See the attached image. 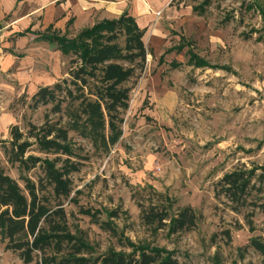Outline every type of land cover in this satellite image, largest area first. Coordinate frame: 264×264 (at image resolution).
<instances>
[{
    "label": "rangeland",
    "instance_id": "374dc122",
    "mask_svg": "<svg viewBox=\"0 0 264 264\" xmlns=\"http://www.w3.org/2000/svg\"><path fill=\"white\" fill-rule=\"evenodd\" d=\"M155 1L159 9L145 24L146 67L126 84L123 136L102 155L71 134V158L81 169L62 201L66 232L53 236L52 247L31 264H59L79 242L91 259L159 251L179 264H264L252 247L264 245V183L258 182L264 177V0ZM79 34L69 26L36 35L40 88L67 78L70 62L42 37ZM5 80L15 82L0 78V169L24 188L22 178L37 182L41 171L11 166L4 148L14 126L26 135L28 123L41 126L50 108L32 111V97L4 87ZM27 156L45 158L35 146ZM235 170L257 176L262 192L248 199L257 208L235 213L217 196L218 182ZM150 204L164 206L170 218L191 207L197 226L179 234L155 231L142 221L141 205ZM6 245L0 233V264H25Z\"/></svg>",
    "mask_w": 264,
    "mask_h": 264
},
{
    "label": "trees",
    "instance_id": "16d2710c",
    "mask_svg": "<svg viewBox=\"0 0 264 264\" xmlns=\"http://www.w3.org/2000/svg\"><path fill=\"white\" fill-rule=\"evenodd\" d=\"M145 33L124 13L81 31L72 40L42 37L70 58L68 77L38 90L30 109L50 108L43 124L28 123L26 135L14 126L10 147L4 148L8 164L25 174L38 168L41 175L37 182L22 178V188L0 169V233L6 249L17 253L25 264L33 263L36 253L49 250L53 236L66 232L62 201L73 192L71 175L81 169V163L71 158V134L89 142L95 153L102 155L109 154L122 138L123 114L129 109L131 94L126 84L138 71L143 72L147 63ZM34 146L44 159L27 156ZM256 177L254 172L241 170L226 174L217 184V196L226 198L235 213L248 206L257 208L256 202L248 201L253 191L262 192V187L254 184ZM258 182L264 183V177ZM141 213L146 226L155 231L168 228L171 234L191 232L198 222L191 207L179 210L172 218L158 204L141 205ZM252 247L264 254L263 244L252 242ZM83 251L80 242L72 244L67 258L59 264H179L172 255L163 256L159 251L139 256L109 252L95 259L84 257Z\"/></svg>",
    "mask_w": 264,
    "mask_h": 264
},
{
    "label": "crops",
    "instance_id": "0c3cea01",
    "mask_svg": "<svg viewBox=\"0 0 264 264\" xmlns=\"http://www.w3.org/2000/svg\"><path fill=\"white\" fill-rule=\"evenodd\" d=\"M157 5L155 0H0V78L13 76L15 81L13 85L5 80L3 86L16 93L23 89L31 97L38 92L40 44L35 39L40 32L69 26L81 32L103 21L116 20L124 13L145 30V24L154 19L159 9ZM9 38L18 39L10 43ZM12 69L15 71L9 75Z\"/></svg>",
    "mask_w": 264,
    "mask_h": 264
}]
</instances>
